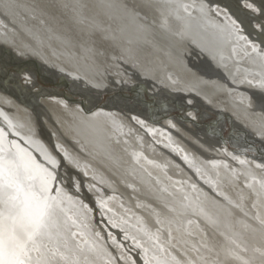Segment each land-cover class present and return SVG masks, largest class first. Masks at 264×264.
I'll return each mask as SVG.
<instances>
[{"label": "bare ground", "instance_id": "obj_1", "mask_svg": "<svg viewBox=\"0 0 264 264\" xmlns=\"http://www.w3.org/2000/svg\"><path fill=\"white\" fill-rule=\"evenodd\" d=\"M72 2L79 14L51 0H0V62L7 60L6 65H14L19 71L11 73L0 66V166L6 177L9 169L23 171L21 182L23 178L38 182V189L46 181L45 195L55 219L38 241V250L30 253L32 264H37L38 257L41 264H219L225 255L219 252L214 256L218 260L212 258L207 250L208 234L195 217L183 218L182 223L154 210L149 219L142 214L146 209L143 202L136 196L128 198L140 192L139 183L130 182L128 177L137 167L147 171L152 181H144L157 183L163 195L205 210L208 222L254 256L251 264H264V230L254 232L244 218L235 220L228 206L205 193L212 188L235 201L239 198L243 210L252 213L264 229V153L253 156L246 151L249 147L241 144L238 147L244 151L236 152L217 140L215 153L219 159L195 158L188 162L189 151L168 127L156 124L144 129L141 107L131 119L117 111L77 106L57 94L64 91L61 85L66 81L70 87L64 92L85 102L95 100L94 95L102 96V88L92 85L96 79L107 86H120L125 78L131 80L127 67L136 78L147 75L150 68L162 78V87L176 88L171 90L178 97L184 99L187 94L181 88L187 87L201 99L187 96L182 103L178 101L180 106L171 103L174 109L188 108L189 113L184 114L197 121L214 114L218 119L213 122L222 130L228 127L231 116L251 131L257 146L264 147V23L251 19L253 24L249 25V20L240 19L228 7L209 8L202 1L196 10L179 0ZM243 5L250 18L264 19V9L256 1L243 0ZM118 49L133 65L127 60H113L115 54L119 57ZM208 63L218 67L221 74L208 70ZM137 66L146 72L139 74ZM39 70L53 78L54 87H42L41 81L40 87L33 88L40 84ZM23 77L28 78L26 87L19 83ZM204 82L220 85L204 97L199 95ZM159 89L150 91L151 100L160 103V96L163 102L174 98L168 92L156 94ZM82 92L83 97L77 95ZM23 101L39 109L47 106L52 137ZM253 103L262 109H255ZM198 108L204 113L200 114ZM83 109L91 114L86 116ZM165 120L176 125L169 117ZM184 134L195 140V132L186 130ZM204 141L195 142L202 145ZM51 144L62 160L49 148ZM196 144L190 143L194 151ZM28 146L37 148L39 155ZM249 150L256 154L254 149ZM83 154L111 158L127 173L128 180L124 175L121 181L125 184H115L114 173H102V167L99 169ZM131 165L136 167L129 168ZM133 177L140 179L136 173ZM167 203V207L179 209L178 202ZM3 209L0 204V211ZM168 225L173 227L169 234ZM131 230L140 233L142 239L122 234ZM142 242L155 252L151 253L152 262L142 259L141 249H146ZM199 249L207 252L201 254Z\"/></svg>", "mask_w": 264, "mask_h": 264}, {"label": "water", "instance_id": "obj_2", "mask_svg": "<svg viewBox=\"0 0 264 264\" xmlns=\"http://www.w3.org/2000/svg\"><path fill=\"white\" fill-rule=\"evenodd\" d=\"M179 1H181V2L183 1V4H185V3L190 4L191 3L188 0H179ZM199 1L206 3L209 8H211L213 6L224 5V6L228 7V9L234 15H238V12L236 10L238 3H240L242 6H244L243 0H194L193 4H190L194 8V10H196V7H197ZM251 1L255 2V0H251ZM51 2L55 3L56 6L59 5L64 10L67 9L68 11H71L72 13L73 12L77 13L79 11V8L77 10L76 6H72L73 5L72 0L70 3H66V1H64L65 3H62L61 0H51ZM210 12H213V11L211 10ZM79 13L80 12H78V14ZM212 17H216V16L213 14ZM12 46L14 47V45H12ZM263 46H264V43H263ZM7 50L11 51L9 48H7ZM117 52L119 53V57L115 54L113 60H115V62H117V60L124 61L126 56L121 54L123 52L120 49H118ZM22 54L28 56V54H26L24 51L22 52ZM127 62L129 64H132L128 60H127ZM37 65L42 66L41 64H37ZM147 65H149L151 67L150 63H148ZM137 69L140 70V68L138 66H137ZM147 69H148L147 70L148 77H149V75L154 76L150 72V69L149 68H147ZM127 72L130 73L127 75H130L129 77L131 80L129 81L128 79H125V81L123 83H121L120 86H117L113 82H112L113 84L110 86H107V85L100 83L98 81L93 83L92 85H94V86L97 85L98 87L102 88V90L99 91V94H102L101 97L99 95H94V98H96L95 99L96 101L92 98H89L88 101L85 102V100L83 98H78V96H76L74 94H69L68 92H64V91L59 92L57 94L59 97H62V98L64 97V99H67V101L74 103L77 106H82V107L90 106L93 108H103L106 110L118 111V112H122V113L126 114L131 119L133 118L131 116V114H134V113H136V111L140 110V109H138L139 104L143 107L151 108L153 111V115L147 113L148 115H145L143 117V115L146 113L144 111H141L143 113L142 114L143 121L146 124L147 123H149V124L154 123V124H161L162 126L168 127V129L171 131L172 135L175 137L176 141L178 143H180L183 146V148H185L189 151V155L191 156V158H189L188 162H193V161H196L195 158H197L199 160L201 158H205L206 156L201 151L200 145L196 144L195 140L190 139L187 135L184 134V132H183V134H181L179 127H183V126H189V128H191V126H192V128L204 126V128L207 129V131H209V132H211L217 136V138H218L217 140L219 141V143H223L224 145L233 146V148H235L234 150L236 152L241 153L243 150L242 148H241L242 150L236 149L238 147V144L246 143V144L251 145V147H253L252 149H254L256 151V154L252 153L251 155L257 157L258 153H260V154L264 153V147H261V145L260 146L256 145V143H255L256 140L253 138L254 136L251 134V131L243 129V127L240 126L238 124V122L235 121L231 116H228V122L231 126V129H230L229 133L225 136L224 135L225 130H222L220 128L219 123H214L213 121L205 122L204 120H201V122H198L197 120H194L185 114L184 115H182V114L181 115H172L171 114L174 110H179L177 108L174 109L173 104L180 106V104H178V101L180 103H182L181 100L185 101L187 96L194 98L195 100L201 101V99L198 96H196V95H198L196 92H195L196 95H194L190 92L191 90H185V94H187V95L183 96L184 99H182L181 97H178V96H180L178 93H174L173 90H171V89H176V88L171 87V88L166 89V87H162L161 86V85H163L162 84L163 83L162 78H160L158 76H154L157 79L158 83L157 84L152 83V86H155L156 88L160 87V89L156 91L157 92L156 94L159 95L161 92H163V93L168 92L169 94L172 95V97H174V98L169 99L168 102H163L164 99L162 96H160L161 99H159V100H161V102L158 103L159 102L158 100H154V98H153V100H151V99H148L146 97V94H148L149 97H151L150 91L152 92L151 87L146 84L147 83L146 80L141 79L142 77L136 78V77L132 76V70L129 69L128 67H127ZM38 74L40 76H42L45 80L54 84L53 78L48 76L45 72L42 73V71L39 70ZM142 76L147 77L144 74H142ZM140 81L141 82L145 81L144 82L145 84L141 85L140 83H138ZM133 82H136V84H134ZM63 83H64L63 84L64 86L70 87L69 83H67L66 81H64ZM75 83H77V82H75ZM80 83H83V82H80ZM179 86H182V85H179ZM179 86H176V87H179ZM188 87H190V85ZM80 90H82V89H80ZM93 90L94 89H92V91ZM95 91H98V90L96 89ZM83 92L77 93V95L83 94V95H81L83 97L85 95ZM89 92H91V91H89ZM106 94L109 96L104 101H102L103 96ZM81 96H79V97H81ZM170 102L173 104H171ZM22 103L24 104V107H27L30 110L31 109L34 110L35 115L38 117L40 124L42 126H44V129H46V131L48 132L50 137H52L51 135L53 133L52 132L53 126H52V124L51 125L48 124L47 120L43 119V115L41 114V113L49 114L50 111L48 110V108L45 109V107H41L40 109L36 110L37 106L35 107V105H31L30 102L23 101ZM82 113H85L86 116L91 114V113L86 112L84 109H83ZM168 117L170 119H173L175 121L176 125H172V124L169 125L168 123H166L165 119H168ZM221 120H223V119H221ZM188 123H190V124H188ZM241 131H243V133ZM64 141H65V139H64ZM191 142L193 144L197 145L196 151L191 149V147H190ZM251 147H250V149H251ZM49 148L54 153H56L55 155H58V160L59 159L62 160L61 156L57 153V151L55 150V148L52 144L49 146ZM169 153L172 155L173 158H175V159L177 158L176 153H173L170 151H169ZM83 156H84V154H83ZM85 156H88L89 157L88 160L91 159L90 161L92 163H94L97 167H99V169H101V167H103V166L104 167L109 166L108 163H110L111 167H113V166L115 167V165L117 164V162H112L111 158H107L104 156L103 157H101V156L96 157V156H91V155H87V154ZM129 157H130V154H129ZM38 160H40L42 162V159L40 157H38ZM182 163L185 164L184 161ZM64 166H66L68 170L72 171V169H70V167H68L67 164H65ZM134 166L136 167V165H131V167H129V168H133ZM117 167H118V164H117ZM184 167L188 168L187 165L186 166L184 165ZM193 172L194 171L191 170L192 174H193ZM102 173H104V172L102 171ZM135 173L140 176L139 177L140 179H135L134 177H132L133 180H135L137 183H139L137 190H140V192L136 193V197L138 200H141L143 202L146 209L142 210V214L147 216V218L152 219L154 210H161L169 218H173L176 221H179L182 223H183V218L185 219L187 217L193 216L201 223V225H203V227L205 228V230L208 234L209 241H210V247L207 250L209 252H211L210 254H211L212 258L215 259V261L218 260L219 258L217 259V257H214V256L215 255L218 256V253L220 252V254H224L225 257L223 260H222V258L220 259L219 264H251L250 262L254 259V256L246 248L240 247L238 244L234 243V241L232 239L225 236V234L221 231V229L219 227L214 226L213 224L208 222V219L206 218L205 210H202L201 208H194V207L192 208V207H190V204H188V203H185V202L181 203L180 200L173 201V198L169 197V195H163L161 193V190L158 188L157 183L151 182V184H149L148 182L144 181L143 178H145L149 181H152L150 178V175H148V173L145 169L143 170V169L137 167V168H135V170H133V176L135 175ZM130 175H132L131 172L129 173V176ZM113 177H114V179L117 180V178L115 176H113ZM193 177H194V175H193ZM111 178H112V176H111ZM55 186H57V185H55ZM205 193H207V195L209 197H211V199H213L214 201L215 200L220 201V202H222V204H225L226 206H228V208L230 209L229 211L232 212L235 220H238L239 218H244V220L247 222V225L254 232H257L258 230L259 231L264 230L263 227L261 226L260 222L256 219V217L252 213H248V212L243 210V207L241 206L239 198H237L235 201V200L230 199L229 197H227L225 195L218 193L216 190H214L212 188H209V190L206 191ZM167 202H170V203L171 202H178L179 205L177 206V208H179V209L176 210L174 208L167 207L166 205L169 204ZM150 205H152L153 207H151ZM52 223H55V219H52ZM207 250L199 249L198 251L201 254L202 253L204 254L207 252ZM238 253L245 256L246 259H248L250 261L246 262V261H244V259H240V257H237ZM169 264H172V263H169Z\"/></svg>", "mask_w": 264, "mask_h": 264}, {"label": "snow or ice", "instance_id": "obj_3", "mask_svg": "<svg viewBox=\"0 0 264 264\" xmlns=\"http://www.w3.org/2000/svg\"><path fill=\"white\" fill-rule=\"evenodd\" d=\"M4 175L0 166V264H32L30 253L47 234L53 209L45 193L46 181L25 189L19 169ZM37 264H41L37 258Z\"/></svg>", "mask_w": 264, "mask_h": 264}, {"label": "rangeland", "instance_id": "obj_4", "mask_svg": "<svg viewBox=\"0 0 264 264\" xmlns=\"http://www.w3.org/2000/svg\"><path fill=\"white\" fill-rule=\"evenodd\" d=\"M263 9H264V0H255ZM241 4L240 3H238V5H237V12H238V17L240 18V19H247V20H249L248 21V23H249V25H252L253 23L251 22V19H255V20H257V21H262L263 23H264V19H259L258 17H255V18H253V17H251L250 18V16L248 15V14H245L244 12H245V10H244V6H242V8H241ZM247 11H249V9H246ZM246 22V21H245ZM240 23H242L241 21H240ZM247 29V28H246ZM248 31H249V29H248ZM263 43H264V41H263ZM10 62H12V61H10ZM8 62H7V60H3L2 62H0V66L2 67V69L4 70V71H9V72H11V73H18L19 71H18V69L16 68V66H14V65H6ZM12 63H14V62H12ZM208 70H210V68L213 70V73L215 74V75H220L221 73V71L219 70V68L218 67H216V66H210V63H208ZM111 69V68H110ZM143 68H140V70H139V74H142V73H145L146 72V70H145V68L142 70ZM150 69V68H149ZM151 70V69H150ZM147 73V72H146ZM152 74L154 75V76H157V74H156V72L155 73H153L152 72ZM145 75V74H144ZM140 77H142L141 79H143V80H149V81H146L147 83L146 84H148L149 86H151V89L152 90H154L156 87L155 86H152V83L153 84H156L155 82L156 81H154V80H157L156 78H154V76H150L149 75V77H148V73H147V75H145V76H147V77H144L143 78V76L142 75H139ZM221 77V76H220ZM146 78V79H145ZM122 79V81L124 80L123 78H121ZM126 79V78H125ZM28 80V78H25V77H23V78H21L20 80H19V83L21 84V85H23L24 87H26V84H25V81H27ZM38 80L40 81V84H38V85H35L33 88H38V86L40 87L42 84H41V81H43V86L42 87H47V88H51V87H54V84H52L51 82H49V81H47V80H45L42 76H38ZM59 80V79H58ZM98 79H96V81H97ZM129 80V79H128ZM141 82V81H140ZM145 82V81H144ZM144 82H142V83H144ZM210 82H212V81H210ZM151 83V84H150ZM145 84V83H144ZM204 88H203V90H200L199 92H200V96L201 95H204V97H206V96H208V94L211 92V91H213L214 89H218L219 88V83H216V84H211V83H208V82H204ZM22 86V87H23ZM162 86V85H161ZM68 88L66 87V86H64V85H61V90L63 91H66ZM181 89H183V90H188V88L187 87H184V88H181ZM109 95H104L103 96V99H102V101H104L107 97H108ZM146 97L148 98V99H150V97H149V95L148 94H146ZM158 99H160V98H158ZM164 99V98H163ZM166 102H168V101H166ZM171 103V102H170ZM1 105L3 106V107H6V105L5 104H3V103H1ZM194 106L195 107H198L196 104H194ZM258 106V107H257ZM42 107V106H41ZM45 107V106H44ZM47 107V106H46ZM45 107V109H47ZM138 107H141L140 109L142 110V111H144L146 114H144V116L145 115H148L147 113H149V114H151V115H153V111L151 110V109H148L147 107H144L143 108V106H141V105H139ZM253 107L255 108V109H262V107L260 106L259 107V105H256V103H255V105H254V103H253ZM257 107V108H256ZM39 108H37L36 110H38ZM103 109V108H102ZM144 109V110H143ZM199 109V112H200V114L202 113L203 114V112H204V109H202V108H198ZM97 110H99V109H97ZM96 110V111H97ZM102 111H108V112H112L111 110H106V109H103ZM118 112V111H117ZM118 113H120L123 117H127V115L126 114H124V113H122V112H118ZM184 113H189V109L188 108H183L182 110H174L171 114L172 115H181V114H184ZM213 114V113H212ZM48 115L49 114H47V113H45L44 115H43V119H46L47 120V117H48ZM54 116V115H53ZM131 116L133 117V118H135V116L133 115V114H131ZM53 118H56V116H54ZM218 119V117L216 116V115H212V117H210V118H208V119H206L205 120V122H210V121H214V120H217ZM198 122H201V121H198ZM155 126L156 124H154V123H151V124H149V123H147L145 126H144V129H147L148 127H151V126ZM179 126V125H178ZM191 126V125H190ZM161 127V126H160ZM230 129H231V126H230V124L228 123V127L225 129V131H224V135L226 136L228 133H229V131H230ZM179 130L181 131V134H183V132L184 131H186V130H189V131H191V132H195V134H192L194 137H195V141H202V139H203V141L204 140H206V141H204V143L202 144V145H200V149H201V151L204 153V155L206 156L205 158H208V159H217V157H218V159H219V156L215 153V148H216V144H217V136L216 135H214L213 133H211V132H209V131H207V129H205L204 128V126H202V127H197V128H192V126H191V128H189V126H183V128L182 127H179ZM196 133H197V135H196ZM14 135V134H13ZM201 138V139H200ZM208 141H209V143H208ZM22 144H23V142H21ZM213 144V145H212ZM241 145H245V147H249V149H250V147H251V145H249V144H246V143H240ZM249 145V146H248ZM230 146V145H229ZM233 146H230V148L231 149H235V148H232ZM27 148H29V146L27 147ZM217 148H218V146H217ZM239 147H237L236 149H238ZM253 147H251V149H252ZM36 149V150H35ZM240 149V148H239ZM249 149H246V151H247V153H249V154H252V152L249 150ZM29 150L30 151H33V153L34 154H38L39 155V152H38V149L37 148H34V150H33V147H30L29 148ZM134 150V149H133ZM84 157H86L87 159H89V157L88 156H85L84 155ZM212 157V158H211ZM216 157V158H215ZM9 158V157H8ZM202 159H204V158H202ZM91 160V159H90ZM39 163H41V162H39ZM42 164V163H41ZM45 165V164H44ZM116 168V169H115ZM102 171L104 172V173H114L117 177V181L115 182V180H114V183L116 184H118L121 180H123V177H124V175H125V177H126V179L128 180V177H130L131 176V179H130V182H134V180H132V177H133V172H131V174L132 175H130V176H128L127 177V173H123L122 172V169H121V167H109V166H103L102 167ZM213 170V169H212ZM21 173H22V176L24 177L25 175H23V171H20ZM25 178V177H24ZM23 178V186H24V188L25 189H27V186L29 187V186H35V187H37V189H38V182H26V181H24L25 179ZM121 184H122V186L125 184V182H123V181H121L120 182ZM26 184H28L27 186H26ZM30 184V185H29ZM26 186V187H25ZM121 186V187H122ZM118 187V186H117ZM255 193L257 194L258 193V191H255ZM254 195V194H253ZM135 196H136V194L135 193H131L130 194V196L128 197V198H135ZM254 197H255V195H254ZM127 198V197H126ZM125 198V200H127ZM254 202H255V200H254ZM156 216H157V214H156ZM136 227H139V225H136ZM173 227L171 226L170 228H169V225H168V229H166L167 231H168V234L169 233H171V231L173 230L172 229ZM146 231H148V230H146ZM156 231V228L154 229V231L153 232H155ZM126 232L127 233H130L129 235H131L132 237H134L135 239H142L140 236H141V234L140 233H136L135 231H133V230H131V231H125L124 233H122V234H126ZM156 233V232H155ZM167 234V235H168ZM124 236V235H123ZM122 236V239L124 240V237ZM146 242H142L141 244L144 246V247H146L145 245L147 244H145ZM140 249H141V247H140ZM144 248H142L141 250H142V253H141V257H142V259L144 260V259H146L147 261H148V263L149 262H152V255H151V253H155L153 250H149L150 248H148L147 249V247H146V249H144ZM157 256V255H156ZM240 257V259H244V261H246L247 262V259H246V257L244 256H242V255H240L239 256ZM142 260V261H143ZM144 264V263H143Z\"/></svg>", "mask_w": 264, "mask_h": 264}]
</instances>
